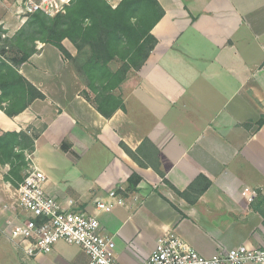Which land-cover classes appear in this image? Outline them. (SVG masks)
<instances>
[{
    "label": "crops",
    "instance_id": "crops-1",
    "mask_svg": "<svg viewBox=\"0 0 264 264\" xmlns=\"http://www.w3.org/2000/svg\"><path fill=\"white\" fill-rule=\"evenodd\" d=\"M21 1L0 0L10 36L29 17ZM159 2L156 46L139 76L121 85L125 108L104 116L74 65L41 42L20 72L45 98L13 117L0 109V130L41 128L32 161L47 191L64 208L97 214L122 264H140L171 232L207 256L264 248V126H253L264 116V0ZM135 174V191L124 194ZM112 191L128 195L125 204L98 210ZM22 252L8 259L89 262L65 241L31 258Z\"/></svg>",
    "mask_w": 264,
    "mask_h": 264
},
{
    "label": "trees",
    "instance_id": "trees-1",
    "mask_svg": "<svg viewBox=\"0 0 264 264\" xmlns=\"http://www.w3.org/2000/svg\"><path fill=\"white\" fill-rule=\"evenodd\" d=\"M136 12L140 16L137 24L132 22V14ZM164 14L159 0H121L116 7L108 0H71L66 12L55 16L42 11L28 14L25 24L9 41L14 47L18 46L23 56L9 60L0 53V109L13 117L26 110L34 100L45 98L44 93L20 72V66L37 51V40L55 45L65 58L70 59L71 54L63 44V40L69 38L78 51L83 46L90 47L92 55L77 67L86 84L83 93L104 116L111 117L117 109L125 108L123 98L116 90L125 80L126 73L111 70L106 61L114 59L126 46L130 48L126 55H143V60L146 59L154 47L146 52L144 46L148 39L157 43L152 30ZM88 87L95 96L99 95L98 101L89 95ZM259 126H264V118ZM24 134L0 130V162L13 165L7 179L16 187L23 180L21 166L26 163L25 148L21 147L20 141L26 136ZM31 145L34 147L35 143Z\"/></svg>",
    "mask_w": 264,
    "mask_h": 264
},
{
    "label": "built area",
    "instance_id": "built-area-1",
    "mask_svg": "<svg viewBox=\"0 0 264 264\" xmlns=\"http://www.w3.org/2000/svg\"><path fill=\"white\" fill-rule=\"evenodd\" d=\"M57 0H22L26 14L36 11L52 13L59 6ZM33 160V158H32ZM47 175L34 163L25 172L23 180L15 188L20 213L11 229L14 244L31 258L49 253L59 241L80 246L88 255V264H122L116 257L113 237L102 231L97 214L64 208L46 189ZM112 201L100 200L97 209L111 211L125 200L116 192L110 193ZM252 193L249 198L253 199ZM264 263V248L240 245L221 248L207 256L188 245L174 232L158 239L152 253L140 264H247Z\"/></svg>",
    "mask_w": 264,
    "mask_h": 264
},
{
    "label": "rangeland",
    "instance_id": "rangeland-1",
    "mask_svg": "<svg viewBox=\"0 0 264 264\" xmlns=\"http://www.w3.org/2000/svg\"><path fill=\"white\" fill-rule=\"evenodd\" d=\"M70 2L71 0L65 3H60L58 7H55V9H53L52 13H47L44 11L42 12L50 16H55L59 12H66V7L67 5L70 4ZM120 2L121 0H115V3L112 4L109 1V3L112 4L114 7H116ZM139 17H140L139 13L137 12L133 13L132 22L137 24L139 22ZM13 36L8 35L7 31L2 26H0V53L3 54L9 60L14 59V58H21L23 56V53L22 51L19 50L18 46L15 45L14 47V45L11 42H9L11 37ZM65 39L68 40L69 45H71L72 50H73V44H74L73 40L69 38H65ZM41 42L42 41L40 40L36 41V48L41 47ZM80 43L82 44V42ZM154 43L155 42L153 40L148 39V42L144 46V49L146 50V52L151 46L155 48L156 44ZM10 46H13V48H11ZM74 46L77 48L75 44ZM124 46L125 45H123L121 48H123ZM129 49L130 48L126 46L124 49H121V52L119 51V53L116 55L114 59H109L106 61V64L111 68V70L113 71L123 70V72L126 73V78L123 81V83L133 76H139V73L141 72L143 65L145 64V62L147 61V59L149 58L151 54L150 53L148 57L143 60V55L142 56L134 55V54L133 56H130V54L126 55L127 52H129ZM146 52H144V54ZM69 53L71 54V58L68 60L71 62L72 65H74L76 70H77V67H80L83 64V62L92 55V51L89 46H83L80 49V51H78V48H77L76 55H73L70 51ZM86 81L89 82L88 80ZM121 85L116 90V93L117 95L122 97L123 90L121 88ZM97 87L100 88L99 84H97ZM87 89H88L89 95H91V97L95 101H98L99 95L95 96V92L91 88L88 87ZM262 118H264V116H261L258 120H256L253 123V126H257L255 128L260 127L259 122ZM20 132H23L25 133L24 135L28 136V137L23 136L20 140L22 142L21 147L25 148L24 154H25L26 163L21 166V171L25 173L32 168V163H33L32 158H33V153H34V150L32 148H35V145L33 147L31 143L32 142L35 143L36 139L39 137L42 131H41V128L37 129L35 127L34 128L30 127V128H27L26 130H21ZM154 154L155 153H153V155ZM12 168H13V165H11L9 162L8 163L7 162L5 163L4 161L0 162V173L3 174V175H0V264H7V262H10L9 264H20V261L18 260L16 261V259L9 260L8 253L12 252L13 254L15 253L20 254L22 252L21 249L17 247V245L14 244V240L11 238V229L13 226L11 221H13V224H14L16 222V215L20 213V208L18 206V197H17V193L15 189L16 186H14L13 183H11L7 179L8 174H10L12 171ZM159 174L163 175L162 173H159ZM139 180L140 178L138 176L132 175L130 178L129 187L125 190L126 193L124 194H127V193L132 194L135 191V186ZM116 194L122 198L128 197V195H124L123 197V195H120L118 193Z\"/></svg>",
    "mask_w": 264,
    "mask_h": 264
}]
</instances>
